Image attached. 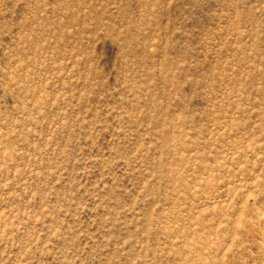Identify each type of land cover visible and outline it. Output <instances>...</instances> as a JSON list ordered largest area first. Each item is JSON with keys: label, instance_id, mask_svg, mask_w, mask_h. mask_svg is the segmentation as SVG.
<instances>
[{"label": "rangeland", "instance_id": "1", "mask_svg": "<svg viewBox=\"0 0 264 264\" xmlns=\"http://www.w3.org/2000/svg\"><path fill=\"white\" fill-rule=\"evenodd\" d=\"M0 264H264V0H0Z\"/></svg>", "mask_w": 264, "mask_h": 264}]
</instances>
